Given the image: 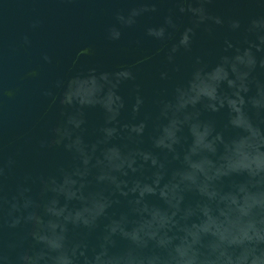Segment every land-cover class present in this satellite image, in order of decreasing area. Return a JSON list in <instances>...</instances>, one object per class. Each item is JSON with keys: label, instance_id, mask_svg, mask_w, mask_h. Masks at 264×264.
<instances>
[{"label": "clouds", "instance_id": "clouds-1", "mask_svg": "<svg viewBox=\"0 0 264 264\" xmlns=\"http://www.w3.org/2000/svg\"><path fill=\"white\" fill-rule=\"evenodd\" d=\"M161 2L135 0L130 8L114 10V23L106 27L107 38L120 39L122 28H130L140 17L156 13ZM208 2L172 0L175 8L169 10L164 23L147 28L148 36L164 40L168 29L176 27L177 12L192 17V26L184 28L167 56L170 63L181 49H191L196 28L209 22L224 23L221 17L208 13ZM229 27L239 30L241 22L231 20ZM229 50L230 55L219 57L218 66L223 65L233 81L230 97L239 100L245 120L261 133L260 137L244 133L249 136L250 158H254L264 155V79L256 75L264 72V14L248 21L239 44L225 42V53ZM240 55L244 56L242 62L236 60ZM44 60L53 62L47 54ZM209 75L206 63L197 57L188 80L176 84L170 96L156 98L153 112L145 111L146 101L139 85L127 99L120 94L121 85L136 80L129 66L120 65L111 72L97 67L74 74L70 70L65 78L57 79L43 95L59 104L60 119L51 124L40 147L63 148L73 163L62 161L52 172L28 173L10 192L6 181L17 161L13 155L5 156L0 147V264H256L264 259V206L259 205L251 210L255 227L247 234L234 230L224 239L205 235L193 241L177 228L170 233L173 239L167 245L160 244L159 232L156 236L126 234L133 231L140 210L145 205L152 207L153 198L161 199L163 185L178 182L179 174L190 169V156L192 160L207 158L213 162L209 175L217 188L235 190L244 185L251 191H264V169L229 168L232 153L223 144L217 145L215 153L198 147L192 155L197 146L193 128L206 132L205 142H212L218 134L215 114L228 110L225 130L234 127L232 119L237 115L226 102L220 104L218 85L215 99L201 94L195 103L180 107L182 101L197 95L193 85L207 82ZM161 79H168V73H161ZM97 103L102 107L103 121L97 128L96 141L89 144L85 139L86 109ZM125 112L129 119L122 121ZM236 138L226 136L225 141L230 145ZM216 168L222 169L220 175H216ZM145 169L152 174L144 176ZM157 177L161 178L159 184ZM205 179L200 174L199 181ZM68 180L75 183L68 184ZM90 183L96 185V190L84 191ZM34 189L39 190L38 195ZM67 190L83 195L80 207H69ZM181 194L192 195L193 207L204 200L195 185H181ZM53 202L55 212L50 207ZM121 203L123 211L112 215L110 210ZM186 206L181 201V211ZM164 207L171 211L166 202ZM118 223L121 227H114ZM6 230H16L14 238H6Z\"/></svg>", "mask_w": 264, "mask_h": 264}, {"label": "water", "instance_id": "water-1", "mask_svg": "<svg viewBox=\"0 0 264 264\" xmlns=\"http://www.w3.org/2000/svg\"><path fill=\"white\" fill-rule=\"evenodd\" d=\"M134 3L135 0H0V147L5 156L13 155L17 161L13 174L6 181L8 191L14 190L16 183L28 173L52 172L62 161L68 165L73 163L71 155L63 148L40 147L51 124L60 119L59 104L43 95L57 79L65 78L70 70L74 74L97 67L111 72L120 65L129 66L136 73V80L121 85L120 94L127 99L134 86L139 85L146 101L145 111L153 112L156 98L170 96L176 84L188 80L197 57L206 63L210 75L207 82L193 85L197 95L182 101L180 107L195 103L201 94L215 99L218 85L222 97L220 104L226 102L237 115L232 119L234 127L225 130L228 110L215 114L218 134L212 142H205L206 132L193 128L197 146L193 147L192 155L198 147L215 153L217 145L223 144L232 153L228 157L229 168L264 169V155L250 158L249 136L244 135L247 132L252 137H260L261 133L245 120L239 100L230 97L233 81L228 79L226 68L218 66L220 56L231 54L230 50L225 53V42L239 44L248 21L264 14V0H209L205 4L208 13L221 17L224 23L209 22L196 28L191 49H181L171 63L167 56L178 43L184 28L192 26V17L177 12L176 27L168 29L164 40L148 36L147 28L162 25L169 10L175 8L172 0H162L157 4L156 13L140 17L130 28H122L120 39H108L106 27L114 23L113 11L130 8ZM231 20H239L241 28L232 30L229 27ZM45 54L53 58L51 64L44 60ZM236 60L242 62L244 56H237ZM232 71H236L235 64ZM163 72L168 73V79H161ZM256 75L264 79V72L258 71ZM85 118V139L92 144L103 121L100 104L88 107ZM128 119L129 114L123 113L121 120ZM226 136L237 138L231 139L229 145ZM145 145L148 146L147 136ZM189 163L190 169L179 174L178 182L163 185L160 200L153 198L152 207L145 205L140 210L139 218L133 222V231L126 234L156 236L159 232L160 244L167 245L173 239L170 233L177 228L185 238L199 241L205 235L224 239L234 230L247 234L255 227L251 210L257 205L264 206V191H251L244 185L235 190L217 188L209 175L213 168L211 160H192L190 156ZM221 172V168H216V175ZM151 174L150 169L143 172L144 176ZM200 174L206 177L203 182L199 181ZM160 179L156 178L157 184ZM66 182L75 183L72 180ZM181 185L198 187L203 202L191 206L193 197L182 195ZM95 190L96 185L92 183L84 189L86 192ZM38 191L34 189V194L38 195ZM66 195L70 200L69 207H80L82 194L67 190ZM181 201L187 205L182 211ZM165 202L171 211L165 210ZM50 207L56 211L54 202ZM123 209L121 203L110 211L112 215H119ZM121 223L114 227H121ZM15 232L6 230V238H14ZM256 264H264V259L257 260Z\"/></svg>", "mask_w": 264, "mask_h": 264}]
</instances>
